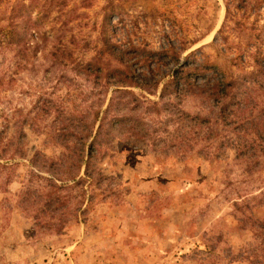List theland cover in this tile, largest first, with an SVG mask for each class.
Segmentation results:
<instances>
[{"label":"rangeland","instance_id":"1","mask_svg":"<svg viewBox=\"0 0 264 264\" xmlns=\"http://www.w3.org/2000/svg\"><path fill=\"white\" fill-rule=\"evenodd\" d=\"M18 1L0 0V25L17 20ZM46 1L61 11L26 36L36 44L28 63L16 66L12 48L0 49V264H264V248L233 207L264 191V0H246L245 11L238 0ZM109 1L120 6L108 21L110 42L134 72L149 68L160 82L154 94L128 88L145 100L136 109L118 104L139 125L113 130L95 165L108 179L85 211L69 200L42 208L49 174L27 160L39 152L55 162L64 149L55 129L90 120L118 95L98 75L118 64L96 57ZM140 48L206 62L211 70L194 78L204 89L219 76L240 81L217 101L197 89L159 100L177 64H145ZM103 184L111 186L104 197ZM260 204L255 216L264 214ZM57 216L67 217L60 233L50 225Z\"/></svg>","mask_w":264,"mask_h":264},{"label":"trees","instance_id":"2","mask_svg":"<svg viewBox=\"0 0 264 264\" xmlns=\"http://www.w3.org/2000/svg\"><path fill=\"white\" fill-rule=\"evenodd\" d=\"M237 8L245 11L247 9L246 0H238ZM104 7L101 24L99 29L98 39L101 42V47L96 51L97 59H109L115 61L118 66H110L105 68V72L102 73V67H98V75L104 76L105 85L113 86V93L118 94L113 96L112 94L107 98L104 108L91 112L90 120L76 119L72 125L71 130L67 126H59L55 129L52 139L58 144H61L64 148L63 151L54 159H49L39 152H34L27 160L29 164L35 166L37 169H45L48 172L49 177L45 180L47 182V192L41 193L38 197V202L41 203L42 208H49L52 205L51 202L62 206L63 203L71 202L76 207L85 203V207L81 210V213L85 211L87 206L92 203L95 196L93 189L101 187L105 179L108 176L102 174L96 169V162L100 158L101 152L104 151L106 146L110 143L113 137V130L123 124H128L129 129L133 130L139 125V120L126 114H119L121 108L127 107L128 103L135 104L136 109L141 102L138 96L130 89L140 88L148 94H154L160 82L159 79L154 78V74L151 69H143L139 72L134 70L127 64H125L126 51L118 50L109 40L108 27L109 19L113 15H117L120 6L112 2ZM61 3L56 8H51L52 5L46 0H23L18 1V5L12 10L13 16L17 19L15 21L9 18L6 25H0V49L6 48V46L12 48L13 57L16 66L23 67L28 63V52L32 55L35 53L36 44L30 46L29 40L26 38L33 36L37 27L41 24H45L49 13L54 9L61 11ZM229 5L225 6V17L228 14ZM9 26L8 31L7 27ZM223 25V23H222ZM220 33V28L217 30ZM138 55L142 59V62L147 64L149 62L158 63L163 58L167 57L172 63H176V67L172 68L167 78L163 80L157 97L159 100L163 98L176 97L180 94L192 93L195 89L199 90V93L205 91L210 99L216 101L221 98H226V92L230 88L238 83V79L227 80L224 76L215 78L209 86L204 89L202 85L194 82L195 76L203 75L211 66L203 61L197 63L186 62L191 53H188L181 62L178 61L179 55L173 50H146L140 48ZM87 67H91L90 62L82 66V70ZM213 72V70H212ZM90 75V74H88ZM204 84V83H203ZM106 94V93H105ZM105 98L102 100L104 102ZM166 102V101H165ZM121 104V108L118 104ZM102 106V104L100 105ZM115 111V113L110 114ZM71 131V132H70ZM68 145V146H66ZM238 145V144H237ZM41 159H38V156ZM19 157H23L25 154L19 153ZM54 165L63 166L56 172L51 168ZM39 177V176H38ZM104 187L100 188L101 192L98 195L104 197L111 191L110 184H103ZM62 191V192H61ZM65 191V192H64ZM69 191V197H68ZM61 192V193H60ZM43 197L40 200V197ZM253 199V198H252ZM252 199H246L245 201L239 200V203L234 201L233 207L236 212L239 213L237 222L242 225L244 229L246 226L250 231H254V239L256 240L258 249L264 248V214L255 216L253 214V208L255 204L263 205L264 203V191L260 192L259 198L255 201ZM61 203V204H60ZM78 218L77 216H75ZM38 219V218H35ZM52 220L51 228L53 232L60 233L63 228V223L66 221V216L49 217ZM242 255V254H241ZM260 254H254L253 257H261ZM245 259H252V256H241Z\"/></svg>","mask_w":264,"mask_h":264}]
</instances>
